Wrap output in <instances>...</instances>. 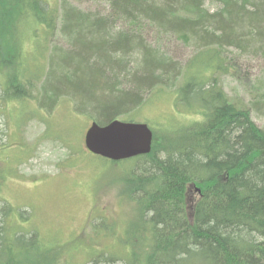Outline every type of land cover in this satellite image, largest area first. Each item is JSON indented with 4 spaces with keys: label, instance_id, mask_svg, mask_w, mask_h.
I'll use <instances>...</instances> for the list:
<instances>
[{
    "label": "trees",
    "instance_id": "16d2710c",
    "mask_svg": "<svg viewBox=\"0 0 264 264\" xmlns=\"http://www.w3.org/2000/svg\"><path fill=\"white\" fill-rule=\"evenodd\" d=\"M102 1L123 23H175L171 33L185 42L215 46L181 66L140 37L111 33L103 17L69 0H0V66L7 69L0 116L9 102L33 99L44 113V135L65 139L54 112L66 95L76 112L87 106L104 124L132 120L144 92L174 88L176 106L192 116L181 114L187 118L169 132L153 131L148 154L119 162L120 185L135 211L120 235L126 242L118 239L124 264H264V128L218 77L227 71L223 44L264 47V0H210L221 5L215 13L201 0ZM36 58L43 61L39 72L29 68ZM7 173L0 168V264H73L52 239L18 228L27 217L1 197ZM91 256L83 264L117 260Z\"/></svg>",
    "mask_w": 264,
    "mask_h": 264
},
{
    "label": "rangeland",
    "instance_id": "374dc122",
    "mask_svg": "<svg viewBox=\"0 0 264 264\" xmlns=\"http://www.w3.org/2000/svg\"><path fill=\"white\" fill-rule=\"evenodd\" d=\"M201 1L203 9L210 13L221 8L220 3ZM57 2L55 0L56 5ZM69 2L78 9L103 17L111 33L140 37L142 43L158 49L162 56L181 66L199 51L215 46H201L192 40L185 42L181 36L171 33L176 30L175 23L169 24L171 29H161L144 21L133 25L123 23L118 16H111L109 5L102 0ZM56 40L64 42L59 37ZM219 48L227 69L218 76L220 85L233 101L247 104L254 123L264 128V47L241 50L223 44ZM42 65L43 61L36 58L29 68L39 72ZM195 67L201 65L195 63ZM206 72L201 69L202 74ZM6 74L7 69L0 66V86ZM32 91L34 94L35 89ZM174 94L172 87L144 92L139 100L141 105L131 112L132 120L147 122L155 135L169 132L173 125L187 118L182 115L192 116L191 112L176 106ZM74 102L66 95L54 112L61 123L60 127H55L56 132L62 131L65 139L59 134L57 139L55 133L44 135L47 125L40 119L43 110L37 108L33 99L21 106L18 101L5 106L4 118L0 116V168L8 173L1 197L14 212L19 210L27 217V221L19 220L20 230L36 231L44 240L52 239L68 262L83 264L93 253H105L117 258L114 264H124L125 250L118 239L123 244L126 242L120 235L133 221L135 211L120 185L123 164L98 158L84 150L83 136L94 114L87 106L82 112H76ZM30 111L37 116L26 119ZM22 120V124L17 123ZM15 217L16 214L12 218L14 224Z\"/></svg>",
    "mask_w": 264,
    "mask_h": 264
},
{
    "label": "water",
    "instance_id": "95a60500",
    "mask_svg": "<svg viewBox=\"0 0 264 264\" xmlns=\"http://www.w3.org/2000/svg\"><path fill=\"white\" fill-rule=\"evenodd\" d=\"M152 132L147 124L113 119L106 124L92 121L84 134V147L109 160L146 154L151 149Z\"/></svg>",
    "mask_w": 264,
    "mask_h": 264
}]
</instances>
